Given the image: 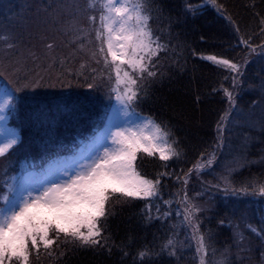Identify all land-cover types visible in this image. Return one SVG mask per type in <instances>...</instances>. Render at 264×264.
I'll list each match as a JSON object with an SVG mask.
<instances>
[{"label": "snow or ice", "instance_id": "obj_1", "mask_svg": "<svg viewBox=\"0 0 264 264\" xmlns=\"http://www.w3.org/2000/svg\"><path fill=\"white\" fill-rule=\"evenodd\" d=\"M211 2L215 3V0ZM187 7L193 10L192 5ZM70 8L74 11L71 20L65 21L63 31L65 34L71 33L72 39L79 41L75 50L77 52L84 50L86 43L92 42L90 37L94 33L99 47L89 49V52L96 63L103 61L109 72V81L111 73L115 72L117 87H110L108 98L111 100L115 96L116 102L108 111L104 127L96 130L95 135L89 137L86 143L81 141V147L72 155L52 159L40 171H24L7 176L3 181L5 191L0 196L3 201L0 207V264H14V261L28 264L30 248L39 255L41 244L48 249L54 241L60 239L61 234L64 241L74 247L103 248L108 242L104 232L108 217L112 215L111 205L128 203L134 199H142L151 204L162 199L161 180L164 177H174L184 186V195L178 202L181 207L177 209L176 215L182 217L180 224L192 227L196 232L199 264H234L233 245L237 261L243 264L244 259H251L242 254L252 251V241L241 230L240 223L231 219L229 226L232 228V244H226L217 254L212 231H199L198 214L208 210V201L201 204L189 199L186 185L191 173L199 174L202 169L211 168L225 147L232 149L231 136L226 135L231 133L232 126H248L264 131V75L260 76L258 84H248L249 88L259 91V99L253 100L246 112L237 105L236 96L243 91L241 84L244 83L242 78L245 77L248 61L234 63L228 59H218L215 55L208 56L207 59L235 73L232 76V89L226 93L229 107L217 121L214 146L211 151L201 152L203 159L197 160L188 172L183 173V177L175 172L158 171L149 178L137 171L138 153L148 157L158 156L164 162L173 159L179 161L184 155L170 128L137 111L138 103L149 94L151 84L158 82L164 75L158 71L157 66L162 55L167 56L171 41H164L165 28H153L151 24L153 20H160L163 11L156 0H84L82 5L77 3L71 6L63 0H53V3L37 6L35 11L37 14L44 12L52 26H59L58 17L61 12L67 13ZM81 17L87 20V24L81 22ZM167 19L170 27L172 19ZM4 39L8 41L12 37ZM5 46L10 49L15 44L6 42ZM47 47L51 49L53 45L48 44ZM250 51L254 52L255 49ZM260 54L261 59H264V47L260 48ZM17 63L20 66L14 72L19 73L23 68L26 74L18 75L14 82L9 80L11 88L7 85L0 88L4 93L3 102H0V121L6 120L4 113L8 107H15L13 92L55 86L50 79L44 81L43 77L27 74L29 70L20 61ZM0 75L8 79L7 70ZM100 80L98 86H103L102 76ZM120 84L124 85L123 89L119 87ZM87 86L93 87L92 84ZM257 106L260 108V116L253 119V109ZM0 136L3 137L0 141V157H4L17 143V137L11 130L3 128H0ZM250 139L249 135H244L232 159L223 162L226 175L221 177L222 183L212 186L225 199L264 197V179L254 177L238 185L229 179L236 169L256 163L247 156ZM109 140L110 144L107 143ZM260 163L264 164V157H261ZM161 167L167 168L168 165L165 163ZM212 188H206L205 191H211ZM164 204L170 206L171 201L165 200ZM170 214V208L161 211L157 207V219H166ZM146 218H153L150 210ZM242 219L245 228L257 235L264 249V226L258 231L255 226L247 223L246 218ZM220 223L223 224L224 220H220ZM171 227L175 229L177 225ZM181 246L173 231L161 243L159 252L153 251L151 256L164 253L176 256ZM209 251L211 258L206 259ZM127 254L124 252V255ZM138 256L151 259L146 251H140ZM261 257L259 264H264V250ZM133 264H136V257L133 258Z\"/></svg>", "mask_w": 264, "mask_h": 264}, {"label": "trees", "instance_id": "obj_2", "mask_svg": "<svg viewBox=\"0 0 264 264\" xmlns=\"http://www.w3.org/2000/svg\"><path fill=\"white\" fill-rule=\"evenodd\" d=\"M196 1H157L163 15L160 20L152 22L157 28L166 29L164 41L170 40L171 44L167 56L162 55L161 62L157 66L158 71L164 73L163 77L151 84L148 94L151 98L146 100L144 97L138 105L143 112L149 113L158 123L171 129L181 148L184 149L188 163L189 160L193 163L200 157L201 152L211 151V147L214 146L217 121L224 114L225 108V100L219 93V86L231 84L232 87L234 74L203 59L202 56L227 57L228 60L236 63L243 62L240 61V55L248 56L245 77L242 78L244 83L256 85L260 76L264 75V59H261L260 54V48L264 47V0H215V3L210 0L213 8L207 5L204 11H213L210 15L206 13L199 15L201 11L195 8ZM63 2L71 6V0H63ZM49 3H53V0H2L0 4L2 9L5 7V11H9L5 17L11 20L6 31L12 39L6 42L15 44V47L1 52L0 62H3L7 55L16 58L20 53L22 54V51L30 52L32 49L31 53L34 55L28 53V59L32 60V65L27 68L29 70L27 74H36L34 68L48 63L49 69L54 70V73L47 76L48 78L44 81L49 79L53 81L54 77L56 78V83H52L57 86H54V90H49L50 92H45L47 89L41 87L42 89L20 93L21 109L18 113L24 122L25 136L29 138L31 134H39L38 138H41L42 133H46L51 121L62 112L57 111L62 107L60 104L68 109L64 113L63 121L68 120L69 124L76 126L87 120L89 118L87 115L93 108L91 103H94L96 97L93 92L89 93L87 85L92 79L85 80L84 76L87 72L81 67L88 60L84 54L89 51L90 47L86 45L84 50L75 51L79 46V41L73 40L71 33L65 34L63 31L66 26L65 21L71 20L70 16L74 10L70 8L67 13L61 12L58 17L59 26H52L44 12L37 14L35 11L37 6ZM188 5L194 6L193 10H189ZM217 9L223 14L222 21H219V16L214 15ZM167 17L172 19L170 27H168ZM85 20L81 17L82 23L86 24L87 20ZM229 24L238 32V36L247 42L250 49H256L254 52L250 50L246 52L241 48V44L235 41V35L230 34L227 28ZM6 31L5 34H7ZM48 44H52L53 47L49 49ZM90 60L93 59L90 58ZM18 75L24 74L11 73L8 78L14 79V82ZM244 83L242 84L245 85ZM61 84L65 86L61 87ZM77 86L80 87L77 88ZM244 91L246 92H238V97L242 108L247 112L251 102L259 99V91L255 89L254 95H250V89ZM45 115L49 117L48 122L43 119ZM259 116L260 108L257 106L253 109L252 118L258 119ZM61 122L56 120L57 124ZM236 128H239V131H235ZM252 130L248 126H232L231 133H226L231 136V150L237 151L244 135L251 137L249 133ZM235 132H237L236 138L233 137ZM255 136L247 153L250 160L256 163L248 165L239 174L231 175L230 180L237 185L254 177L264 179V164L260 163L261 157H264V131L257 128ZM226 148L220 152L218 161L221 160V156L228 155L227 151L230 150L229 148L225 150ZM187 162L183 163L186 170L192 167ZM161 166L162 164L157 165L152 160L149 163H141L140 168L146 176L151 178L158 171L169 172V169ZM161 185L162 199H157L154 205L147 204L149 202L145 200L112 204V215L108 217L104 232V235L108 237V242L103 248L74 247L63 239L58 242L57 247L44 249L39 258H32V264H133L134 257H136V264H141V262L142 264H191L196 256L192 250L194 247L191 249L187 241H185L184 248L178 249L176 256H168L167 253L151 256L153 251L159 252L161 243L173 231L171 226L175 219L171 215L174 211L171 206L164 204V200H168L171 193H173L174 200L184 193L180 190L181 186L174 185L169 177H164ZM202 191L208 192L205 189ZM212 191L217 193L214 200L217 203L216 208L198 215L199 224H202L201 228L209 227L214 234L218 248L217 254L226 244H232V228L229 226V219H231L233 222L242 224L241 230L252 241V251L242 254L251 259H244L243 264H259L262 258L261 252L264 249L257 235L245 228L242 218H246L247 223L253 224V218H249V213L256 215L259 222L256 227L264 226L258 212V208L261 207L258 203H261L263 197H244L246 199L243 203L249 213H246V210L242 213L236 211L235 197L225 199L215 189ZM247 199L255 201L256 204H252V201L248 202ZM176 203L175 201V206ZM156 204L161 211L170 208L171 214L166 219H157V210L154 209V212L150 210ZM149 210L153 217L151 220L146 218ZM220 220H224V223L221 224ZM232 250L234 264H241L235 259L234 245ZM140 251H146L151 259L140 258L138 256ZM124 252L128 254L124 255Z\"/></svg>", "mask_w": 264, "mask_h": 264}, {"label": "rangeland", "instance_id": "obj_3", "mask_svg": "<svg viewBox=\"0 0 264 264\" xmlns=\"http://www.w3.org/2000/svg\"><path fill=\"white\" fill-rule=\"evenodd\" d=\"M157 1H156V3H157ZM199 1H200V4H199ZM196 2H197V5L195 6V8H198V10L201 11L199 13V15H203L205 13L207 15L208 14L210 15V13H213V11H208L207 9H206V11H208V12H204L205 11V7L207 5L209 7L213 8V6L210 3V0H197ZM1 3H2V0H0V4ZM77 3L83 4L84 0H71V5H75ZM209 7H208V9L210 10ZM192 8H194V6H192ZM0 13H1L0 14V54H1V52L3 53V51L9 50V48H6V46H5L6 45V41H5L4 37L9 36L8 32L6 31V29H7L6 27L11 22V20L9 19V17H5L7 14H9V11H5V7H4V9H2L0 7ZM214 15H217V16L220 17L219 21L223 20V18H222L223 14H222V12L219 9H217L215 11ZM97 23H98V16H97ZM86 24H87V21H86ZM151 24H152L153 28H157L156 25L152 21H151ZM227 28L230 30V32H231L230 34L235 35V41L237 43L241 44V48L243 50H245L246 52H248L250 50V48H249L247 42L244 39H241L238 36V32L230 24H229V27H227ZM5 31H6L7 34H5ZM90 39H91L92 42L91 43H87L86 45H88L90 47V49L98 48L99 44L94 39V33L92 34V37H90ZM7 43H9V42H7ZM31 51H32V49H31ZM31 51L30 52L29 51H27V52H23L22 51V54L20 53V55L16 56V58H14V56H12V55H10V57H8V55H7V57L4 58L3 62H0V73H3L5 70H7L8 76L11 73L16 74V72H14V69L20 66V64H18L17 61H20L26 68L30 67V65H32V60L29 61L28 53H31ZM72 52H73V50H72ZM84 56L88 57V60L86 61L85 65L83 66V69L87 72V75L84 76V77H85V80H87L89 78L92 79V81L89 82L88 84H92L93 85L92 88L87 87V89H88L89 93L93 92L94 94H96V97L94 98V103L93 102L91 103V106L93 107L92 108L93 112L92 113L90 112L87 115L89 117H93L94 114L95 115L97 114V116H98L102 112V109L104 107L103 104H105L107 102L106 99L108 97V92L110 90V87L111 86L113 87V85L115 84V79H114V75H113V82H112V79H111V81H109V72H108L107 67L103 64V61H101V63H96L95 60L90 55L89 51H87V53H85ZM208 56H211V55H207L205 57L202 56V58L203 59L205 58L206 60H208L209 62L215 64L218 67H223V68L229 70L226 66H223L221 64H218L216 62H213V61L207 59ZM90 58H92L93 60H90ZM248 58H249L248 56L240 55V61L248 60ZM218 59H227V57H218ZM234 63H236V62H234ZM48 65H49L48 63L47 64H42L40 67L38 65L36 68H34V70L36 71L37 76L43 77V78L45 77L44 80H46V78H48L47 76L52 75L54 73V70H50L49 69L50 65L49 66ZM86 66H88V68H86ZM125 67H127V66H125ZM17 74H26V73L24 72V70L22 68L21 71L19 73H17ZM36 74H34V76ZM233 75H235V73ZM82 76L80 78H82ZM101 76L103 77V86H98L101 83V80H100ZM12 80H14V79H12ZM52 82L56 83V78L55 77H54ZM255 83H256V81H255ZM258 83H259V81L256 84H258ZM244 84L245 85L242 84V86H241V88L243 89V92H246V91H244L245 89H250V91H251L250 95L251 94L254 95L255 92H256L255 89L254 88H249L248 87L249 83H247V82L244 83ZM55 87L44 86L42 88L43 89H47L45 92H50L49 90H54ZM78 87H80V86H77V88ZM115 87H117V85ZM119 87L121 89H123L124 85L120 84ZM42 88L39 87V88H36V89H42ZM231 89H232L231 84H225L223 86L222 85L219 86V93L222 95L223 99L225 100V108H224V110L229 107L228 95L226 93H227V91H231ZM238 96H239V94H237V96H236L237 105L242 108L243 106L241 105ZM145 98H146V100H148V99L151 98V96L147 95ZM3 99H4V93L1 92L0 93V102H3ZM5 116H6V114H5ZM254 116H256L255 113H254ZM43 119H45L46 122H48V120H49L48 115H45V118L43 117ZM5 121H0V128H3L6 131L11 130L4 123ZM252 129H253L252 132L249 133V134H251V139H250V141L248 143L247 149H249L250 143L256 137L255 134L257 133V128H252ZM234 130L235 131H239V128H236ZM45 135L47 136V135H49V133H46ZM233 137H235V138L237 137V132L234 133ZM2 139H3V137L0 136V141H2ZM107 143L110 144L111 141L109 140ZM182 150H183V154L184 155L179 161L173 159V160H170L168 162H164V161H160L158 156L148 157L144 153H140V155L142 154V156L140 158V161H141V163H144V162L149 163V162H151L153 160V163H157V165L158 164L164 165L165 163H167V165H168L167 169H169V172L171 170V172H175L177 175H180L181 177H183V173L184 172H188V170H186L184 168V166H183V163L185 161L187 162V157L185 156L184 149H182ZM225 150H227V148ZM234 152L235 151H232V150L227 151L228 155L225 156V157L221 156V160L218 161L219 154H220L219 153L218 156H217L216 162L213 163L211 168L202 169L199 174H196L195 172H193L189 176L188 183L186 185L187 196H188L189 199L195 200V201H197V202H199L201 204H203L205 201H208L209 208H208V210L206 212H209L211 209L216 208L217 203L214 200L216 199V195L215 194H217V193H214L212 191L214 189V188H212V186L216 185L217 183H222L221 177L226 175V173L224 172L223 162L232 159V157L230 155H232ZM247 156H248V153H247ZM248 158H249V156H248ZM200 159H203V158H201V156H200L199 158L195 159L193 161V163H192V160L191 161L189 160V163L188 162L187 163H188V165H193L197 160H200ZM246 167L247 166H245L243 168L236 169V171H234L232 173V175L239 174ZM181 170H183V172ZM230 177H229V179H230ZM169 178H170L171 182L174 185H180L181 186L180 190L182 191V188L184 186L179 181L175 180L174 177H169ZM200 185H201V187H200ZM206 188H212V190L208 191V192L202 191V190H204ZM172 194L173 193L170 194V196L168 198V201H171L170 206L172 207V209L174 211V214L171 215V217L174 216V219H175V222H173V225H177V227L175 229H173V228L172 229L176 233L177 238L179 239V241L181 242V245H182L179 249L184 248L185 247V241H187L190 244L189 246L191 247V249L194 247L192 250L195 252V256H196L194 261L191 262V264H199V254L197 253V243H198V241H197L196 232H194L192 227L180 224V220H182V217H177V215H176L177 209L181 207L180 204L178 203L180 198H177L176 200H174V196ZM197 194H199V195H197ZM181 195L183 196L184 193H181ZM235 199H236V208H237L236 211L244 213L245 210H246V213H249L248 209L245 208V204L243 203V200H245L246 198L240 197V198H235ZM134 200H142V199H134ZM175 201L177 202L176 206H175ZM251 201L253 202V200H251ZM251 201L248 200V202H250V203H251ZM154 203H156V202H152L151 204L154 205ZM147 204H149V203H147ZM246 204L249 205L248 203H246ZM252 204H256L255 201ZM259 204H261V207L258 208V212L260 214V221L264 225V197H263L261 203H258V205ZM111 207H112V205H111ZM157 207L158 206L156 204L155 207L154 208H150V210L152 212H154V209L157 210ZM203 213H205V212H203ZM249 215H250L249 216L250 219H251V217L253 218V224L252 225L256 227L259 224L258 216L250 214V213H249ZM201 226H202V224L200 225V228H199L200 232H207L209 230V227L201 228ZM256 228L259 231L261 226H258ZM49 235L51 236L52 233L50 232ZM60 239L63 240V234L60 235ZM60 239H58V240H60ZM58 242H57V240L54 241V243L51 246H49L48 249H53V247L56 244H58ZM215 246H216V244H215ZM44 249H45L44 246L41 244L40 247H39V255H37L36 254V250H31V248H30L29 260H32L33 256L39 258L40 255L42 254V251L44 252ZM207 257H211L210 251H209V254H208ZM207 257H206V259H208ZM29 263L30 262H28V264ZM14 264H18V262L14 261Z\"/></svg>", "mask_w": 264, "mask_h": 264}]
</instances>
